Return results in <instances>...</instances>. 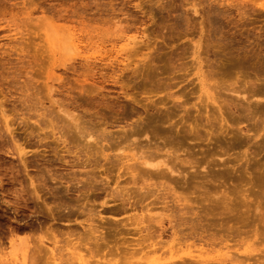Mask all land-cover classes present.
<instances>
[{
    "label": "rangeland",
    "instance_id": "rangeland-1",
    "mask_svg": "<svg viewBox=\"0 0 264 264\" xmlns=\"http://www.w3.org/2000/svg\"><path fill=\"white\" fill-rule=\"evenodd\" d=\"M136 5H141V10L140 8H135ZM195 6L197 7L196 9L200 8L197 14H194L195 12L193 10V7ZM121 9L128 15L127 18L124 17L127 19L126 28H129L130 30L128 33L131 35L134 33L133 36H137V32L138 34L144 32L147 36L146 40L148 41L146 44H143V46L139 45L140 51L131 57V62L133 64L130 69L137 67L138 73L133 75L132 72L128 70L123 74H117V78L118 76L120 78L116 85L111 80H107L108 77L113 74V68L117 65L114 57L122 60V57L119 55L118 57L114 52L110 53L113 55V58L110 59V62L113 61V65L107 66L110 62H107V65H105V62H101V60L107 61L110 58L111 55L106 53L103 55L96 54L92 57H97L99 58L98 60H91L89 61L90 63L88 61L86 62L82 58L90 56L92 52H89L88 55L84 54L81 55V57L73 56V58L76 59V62L73 63L74 66L71 67L68 64V68H63L62 64L64 60L71 57L69 56L71 53L65 49V41H63L64 46L61 48V52H59L57 62H55L56 60L50 52L48 55L49 57H52V60L51 58L48 59L49 57L47 58L48 55L46 56L48 51L43 50L45 54L42 56L41 51V53L37 52L40 48L35 49L32 44L30 45L28 43V41L22 43L23 47L27 46L26 48L29 50L23 55L27 57V54H30H28L30 59L28 56L23 62H26V65L29 63V65L32 66V77L40 84L41 88L46 80L44 74L49 67L48 64L52 66L55 76L62 77V82L59 81L54 83V86L57 89L53 95L55 94L54 97L59 99L58 101H60V105L68 106L69 110L74 109L72 110L75 111L74 115L82 117V126L96 131L106 129V132H111L116 135L123 130V128L129 129V127H133V125L136 127L137 122L138 125L141 124L142 122L140 121H142V118L143 120L145 118V120H148L153 116H166L171 114V124L175 125V131L172 136L167 135L166 137L165 135V137H163L158 143L162 144V142L167 139L168 141L173 142L175 148H181V159L190 158L195 162H200L206 167L205 170L203 168L188 170L187 178H178L179 180L177 179L176 181L178 183L172 182L170 184L168 182L170 184L168 187H172L173 191L169 196L167 195L170 197V200L168 199L169 202L172 201L171 197L176 200L177 197L187 199L189 203H192V205H188L198 211L197 213L196 211L193 213L195 216L190 214V217H196V222L198 219L200 221L202 219V223L198 221L200 224H163L164 229H166L163 233L158 227L159 224H157L156 227L155 225L152 227L153 224H150L151 227L149 224H145L147 225L146 227L151 229L150 232L154 236L148 241L149 244L146 242L145 246H150V242L153 244H159L155 248L158 249L156 252H153L152 249H149L152 250V252H149L147 249L145 251L144 248L142 253L139 251L136 252L137 254L134 256L131 254L123 256L126 254H123L124 249L122 248L121 250L120 248L121 251L119 252L122 253V255L119 254V252L116 254L115 251L112 250V253L115 254L108 258L113 259L117 264H148L160 258L162 261H155L154 264H166L169 261L170 250H172L174 255H177V252L179 253V258L189 260L188 262H193V260L188 259L184 250L186 249L185 245L193 246L194 244V248L192 246V248L190 247L194 256L198 255V252H202L203 254L209 252V254H206L208 256L205 255L207 259L203 257L205 260H208V264H222L224 259H229V264H260L259 262L264 264V133H261L258 139L252 140L248 144L247 138L253 136L254 132L238 135L236 130L237 127L234 128L233 126V129L231 127L233 124L230 121L231 119H236L237 116H240L237 120L239 122L242 121L240 122L241 124L239 123V126L236 124L238 126L237 129L240 128L247 130L246 127H251L256 121L259 122L260 119L264 118V115L262 114L264 111V100L253 99L252 102L255 101L253 103L255 111L253 112L254 108H251L252 110L250 109V111H246L244 108L246 103L237 100L236 97L230 93H224L223 96L227 98L228 101L232 100V105L223 109V113H225L224 116L229 121V124L225 125L221 124L219 119L218 122H214L212 117V106L209 108V115H207L205 111H202L200 106L193 107V105L198 104V101L195 99L196 96L192 95L194 91L197 92V81L194 76L195 58L193 56V45L194 42L199 40L202 41L199 51L202 60H204V66L206 65L204 69L207 70V63L210 62V65L208 64V66L211 67L212 73L215 76V81H217L220 86L228 89L245 88L249 92L253 90L264 91V0H0V62H5L3 66L4 68L1 71L3 76H0V87L3 85L0 89V104H2L3 109L7 111L11 126L14 129H17L15 130L17 139L20 138V143L25 142V147H28L27 151H31L32 154L40 153V155L49 156L47 153L49 150L47 148L33 146L32 143L34 141L31 143L29 142V137L27 136H29L33 122H31L32 124L30 123V127H26L20 125V121H13L16 117L13 115L11 109L15 104L14 99L18 97L15 88L21 84L19 83V79L21 82L22 80L24 81L26 77L22 74V70L24 71V69H21L22 67L20 66L19 68L21 71L18 69V62L20 63L22 61H16L17 57L14 56V49L16 48L19 51L20 46L16 45L17 41L12 40V29H9V26H7L3 18H10L15 15H18L19 17V15L23 13L30 12L33 14L32 19L38 21V18H43L39 20L40 23L44 19L47 20V22L43 21V24L41 23L43 30L55 26V30L53 31L56 33L60 32L62 26H64L62 29H65L66 27L68 28L71 25L72 27H80L81 25L79 23L82 24L83 22H85L84 24H86V22L89 25L93 24L94 26H92H96L95 28H97V26L100 28L101 25L104 24V21L108 20L107 18L109 15H112L114 11H117V14H120L118 12ZM207 16H210V18L208 19ZM186 17L189 19L187 20ZM21 18L24 19L25 17H19V19ZM66 18L70 19L67 20ZM72 19H74V22H71ZM206 20H208V22H206ZM40 23L34 24L29 22L28 26H26L27 23L26 25H21L23 23H19V26L24 29L36 31L34 26H41ZM101 28H103V25ZM69 29H71V27H69ZM103 30H106V27H104ZM201 31H203L202 34ZM84 35L87 34L85 33ZM59 36L64 40L62 33ZM107 38H112V43L116 42L118 45L124 44V41H119L120 37H116L118 40L113 39L114 37L112 36L110 38L108 36ZM7 41L13 42L7 43ZM4 43L6 44L4 45ZM106 46L110 48L111 44H107ZM148 47L149 49H147ZM9 48L11 50H9ZM1 50H7L8 52L3 51L2 53L4 54L2 55ZM35 51L38 54H36ZM64 53H67V55ZM31 54H33V56ZM35 56L36 58H34ZM38 56H41V62L40 57ZM34 60H39V63L37 61L36 63H41V65H36ZM61 60L63 62L59 64ZM6 63H8V65ZM87 63L90 65L88 66ZM9 64L11 65L9 66ZM14 64L17 65V67ZM85 64H87V66ZM90 66L92 67L87 69V67L89 68ZM15 71L16 73L20 71V75L17 74L16 77V75L13 74ZM38 72L40 73L39 75H42L43 77L39 75L37 76ZM13 77L16 78L14 79ZM33 78L31 79L34 80ZM35 81L33 82L36 83ZM191 81H194V84H191ZM50 83L52 84L51 81ZM82 86L85 87V90H82ZM96 86H101L103 89L97 90ZM124 92L127 97L124 95ZM171 94L180 97L181 100L179 102H188L186 109L188 111L187 114L186 110L175 109L174 101L169 98V95ZM45 103L47 106L51 107L50 109H53L56 114V106H52L48 101H45ZM258 103L261 104L259 105ZM257 107L259 110L261 109L260 111L262 113L259 112ZM227 109L230 111H227ZM231 111L236 117L230 115L232 114L230 113ZM248 112H253L254 114ZM256 112L259 113L256 114ZM245 114H247L246 116L249 118H253L254 116L252 115H255L256 121L253 120L252 122H248L247 119H245ZM248 114L251 115L249 116ZM58 117L62 123H65V125H67V122V126L72 125L69 123L70 120L68 118H64V116L62 118V114H58ZM139 117L142 118L140 119ZM61 118L64 119V121ZM138 118L140 119L139 121ZM244 119L247 122H245ZM66 120L69 121L65 122ZM145 120L144 122H146ZM238 121L236 122L238 123ZM1 122L2 121H0V131L4 132L5 127L3 126V122ZM166 126H169V124ZM222 131H224V133L221 134L220 132ZM215 134L218 135V137H216ZM142 142L146 143L147 140L142 138ZM1 146L2 143L0 142V260L2 264L4 263V260L10 264L13 263V261L22 258L24 252L22 242L27 237H32V234L34 233H31L30 236L29 231L23 232L24 234L14 231L17 224H14V219L12 217L13 211H10L9 209L17 203L16 197L22 192V189L24 190V197H32L34 192L32 190L33 188L30 186L31 182L29 176L34 178V181L36 182V177L39 176L37 174L45 168L44 165L46 164H43L44 162L40 159L39 164H43L42 166L37 165L39 167L36 168L30 166L29 171L25 173V171L23 172V168L18 159H15V163H11L9 157L2 155L4 149L1 148ZM233 147L235 150H232ZM10 148L13 149L11 144ZM219 157L222 158V161L225 160L227 162L225 167L221 165V159ZM49 158L52 157L49 156ZM13 167L16 168L13 169ZM103 169H106V165L104 168H99V170L95 172L97 179L101 181L105 180L103 178L108 177L110 186L115 187L117 171H114L110 174L111 176H109L108 173L104 174ZM80 172H82L80 173L81 175L77 172V176L84 184L86 181V178L84 177L85 175L83 174L84 171ZM123 179L120 180L122 181L121 186L126 183ZM168 183L166 182V186ZM57 185L60 186L59 184ZM174 191L175 193H173ZM41 195H43V193ZM216 196L217 199L218 197L223 199V201H221L219 198L220 202L217 200L218 205L215 203ZM43 198H45V196ZM93 198H95L94 195L92 196V199ZM104 199L105 194L101 193L97 199L96 208L99 214H103V217L110 218L111 214L104 211V208L101 207V203ZM224 199L226 201H224ZM176 203L175 210H177V207L182 208V203H180L181 207L178 206V202ZM176 203L169 204L172 210L174 208L173 205ZM220 203L223 204L220 205ZM163 207L164 206L161 204L156 205L153 208L151 207L152 210L149 213H145V211L142 212L140 209L137 211H129L114 216V219L117 218L116 220H119L118 218H120V221L125 222L129 218L138 215H148L155 218L163 212L166 213L162 209ZM199 209H201L202 214ZM203 209V212L206 215H203ZM209 209L211 211L214 210V213L210 212ZM142 213H145L146 215ZM170 213L171 211L166 213V215ZM197 214H199V217ZM207 215L208 220L211 222L206 220L207 218L205 216ZM187 217L189 218V216ZM209 217L211 218L209 219ZM204 218L209 223L215 224H209ZM215 218L217 223L213 221ZM221 222H223V224ZM20 225L23 226L24 224ZM28 225H32L31 227L33 228L37 227V224ZM57 225L56 227L61 229V231L65 229L63 232L67 231V228L70 230L73 227H77L81 230L79 227L80 224H77V226H75L76 224H71L68 227L62 224ZM59 225H62L61 228ZM105 225L108 227V224H104V226ZM123 225L124 224H121V227ZM128 225L131 226H129L130 228L127 227L128 231H130V229L133 230V227H136L138 224ZM185 225H194V227L191 228ZM195 227L198 228L200 234L202 231V234L205 235L203 236L207 238H204L203 240L202 235H200L197 230L195 231V229H197ZM199 227H202V230H200ZM185 228L189 229L183 231ZM203 228H209V230H211L210 235L207 233L208 236H206V232H209V230L206 229V231ZM229 229H232L233 232ZM132 230L131 232L125 233L126 230L124 231L123 229V232L126 235L122 234L124 237L119 235V237L121 236L120 240L122 241H120L118 237H114L119 240L120 244L125 242L122 238H125L126 241H134L133 245L135 246L137 242L142 239V236H145L146 234L143 233L140 235L137 232H134L133 234ZM156 230L157 232H155ZM203 230L206 232L203 233ZM192 231L193 234H195L194 232H198V235L200 236L197 235V237H193V235H191L192 233L190 234ZM228 231L229 233H227ZM230 232L235 235H231ZM157 233L162 235H159L158 237ZM211 233H217L216 237L215 234L213 235ZM37 235L39 234H34L35 238H38ZM222 235L228 236V238L223 237V239L227 241L222 242ZM133 236L135 237L133 238L134 240H132ZM212 236L213 238H210ZM229 236L232 238L235 237L230 239ZM200 237L201 239H199ZM214 237L218 240L220 238V241L216 242L215 240L217 239ZM112 238L113 236H111V239ZM115 238L111 240L109 237L112 241L113 247H120L121 245ZM186 240L188 242H185ZM11 241L16 242L14 246L11 245ZM113 241H115L116 246ZM205 241H207V245L202 247L205 244ZM33 243L34 242H32V244ZM44 243L45 247H53L48 240ZM128 243L130 242H127L126 244ZM208 243H211L210 245L213 246H209ZM112 244L110 248H108L109 251L111 250ZM242 244L243 247H241ZM70 245L71 244L64 241L56 245V247L61 250V254L65 259H71L68 254L74 252L71 248L72 245ZM201 247L207 249V251L203 250L205 253L199 251ZM108 249L106 250L108 251ZM244 250L251 252L254 251L252 253L253 257H247V254L244 255ZM79 252L86 258V261L89 262V264L103 262L100 257L91 258L84 249ZM226 253L235 256V258H238V261L230 262V257L228 256L229 258H226ZM178 256L173 261L178 263V260H180ZM72 260L73 259H71V261ZM257 260H259V262H257ZM73 263L80 264L76 260ZM180 263L182 264V260H180ZM41 264L53 263L48 259H44Z\"/></svg>",
    "mask_w": 264,
    "mask_h": 264
},
{
    "label": "bare ground",
    "instance_id": "bare-ground-1",
    "mask_svg": "<svg viewBox=\"0 0 264 264\" xmlns=\"http://www.w3.org/2000/svg\"><path fill=\"white\" fill-rule=\"evenodd\" d=\"M135 8L137 9L140 8L141 10L142 7L141 5H138V6L136 5ZM193 8L195 12L194 14H197L200 8L196 9L197 8L196 6ZM123 12L124 11L121 9L118 12L120 14H117V11H114L112 15H109V17L107 18L108 20L104 21V24H102L103 28L106 27V30H103V28H101L102 25L100 28L99 26L95 28L96 26L93 27L94 26L93 24H92L93 26L87 24V22L86 24H84L85 22L82 21L83 23L82 24L79 23L81 26L80 27L77 26L78 28L72 27V25L71 26L68 25L69 27H71V29H69V27L68 28L66 27L67 29L66 28L62 29V27H64L62 26L60 32H56V33L53 31L55 30L54 29L55 26L52 28L43 30L41 23L43 21L47 22V20L44 19L40 23L39 20L43 18H40V19L38 18V21L35 19H32L33 14L30 12L19 15V17L24 16L26 19L25 18L19 19L18 15L11 16L10 18H6V17L3 18L7 26H9V29H12L11 30V33H13L12 40L17 41L16 45L20 46L19 47L20 52L16 48L14 49V53H15L14 56L17 57L16 61H22L20 63L18 62L19 64L18 69H20L19 66L22 67L21 69H24V71L22 70L23 73L22 72L21 73L24 74V77H26L24 81L22 80L23 82L22 81L20 82V79H19V83L21 84L18 86L20 87L17 86L15 88V92L17 93L18 97L14 99L15 104H14V107L11 109L13 112V115L16 117L14 118L13 121L15 122L20 121V125H24L26 127H30V125L32 124L31 122H33L32 129L29 132V136H27L29 137L28 138L29 142L31 143L32 141H34L32 143L33 146L47 148L49 150L47 151L48 155L52 157V158H49V156L40 155V153L32 154L31 151H27L28 147L27 148L25 147V142L20 143L21 141L20 138L17 139L15 135V130L17 129H14L11 126V121H9L8 119L9 116L7 115V111H5L3 109V105L0 104V121L3 122V126L5 127L4 132L0 131V142L2 143L1 148L4 149L2 151V155L9 157V160L11 161V163H15L16 162L15 159H18L23 168L22 170L23 172L25 171V173L29 171L30 166H33L34 168L39 167L37 165H41L39 164L40 159L44 162V163L43 162L41 163L47 165V166L44 165L45 168L42 171H40V168H39L40 173L37 174L39 176L36 177L37 183L34 181L35 180L34 178L29 176L30 182H31L30 186L33 188L32 190L34 192L33 193L34 196L32 195V197H35V198L24 197L23 195L24 190L22 189L21 190L22 192H20L22 194L19 193V195H17L16 197L17 203L15 202L16 204L13 207H11V209H9L10 211H13L12 217L14 219V224H17L14 231H17L18 233L21 232V234L23 232L29 231V235L31 233L39 234L37 235L38 238H35L36 235L34 236V234H32L33 235L32 237H27L26 239L23 240L22 246H23L24 252L22 254V258L20 260L13 261V263H10V264H41L44 259L50 260L53 264H75L73 263L75 260L79 262L80 264H89V262L86 261V258L82 256L79 252L82 249L86 250L87 254L91 258L100 257V259L103 260V262H97L96 264H117L116 261L108 257L114 255L115 253L117 254L119 251L122 250V248L124 249L123 254L124 253L126 254L123 256H127V254H131L132 256H134L135 254H137L136 252H139V251L140 253H142L144 248H145V251L147 249L149 252L150 251L152 252V250L153 252H156L158 250L155 248L159 244H153L150 242V246L148 245L147 247L145 246L146 242H148L154 237L152 233L150 232L151 229L146 227L147 225L145 224H149V226L150 224L151 225L153 224L152 227H154V225L156 227V225L159 224L158 227L159 229H161L160 231H162L163 233V231L166 230L164 229L163 224H170V225L171 224H200L203 222L201 218L200 219L202 222L198 219V221L200 222L198 223V221L196 222L195 220L196 217H193L194 219L190 217L191 216L190 214H193L196 211V209L194 210L193 207L188 205V204L192 205V203H189L187 199L185 198L182 199L180 197H177V200H178L177 201L175 198L173 199L171 197L172 201L169 202L170 197L168 196L173 191V188L168 187V185H170L172 182L178 183L176 182L178 178L179 179L187 178L188 170H193L195 168H203L205 170L206 168L200 162H195L191 160L190 158L181 159L180 157L181 148L180 147L175 148L173 145V142L168 141L166 139L165 141L162 142V144L158 143L160 140H162L163 137H165V135L166 137L167 135L172 136L175 131V125L171 124V121H172L171 114L166 115V116H163V115L153 116V117H150L148 120H145L146 118L144 117L145 118L144 120L146 122H144L142 117H139L140 119L142 118V121H140L142 122L141 124L138 125V122L136 121L137 122L136 127H134L133 125V127H129V129L123 128V130H121L116 135L112 134L111 132H106V129L102 131L88 129L81 125V122L83 119L82 117H79L78 115H74L75 111H72L74 109L69 110L68 106L66 107L65 105H60V101H58L59 99L54 97L55 94L53 95V93H55V90L57 89L55 88L54 83L61 81L62 77L55 76L52 66L48 64L49 67L47 68V71L45 72V74L43 73L45 75L44 77L46 80L41 88L40 84L37 83L35 79L32 77V71H33L32 66L29 65V63L28 65H26L25 64L26 62L25 63L23 62L30 55L29 53H28L29 55L27 54V57L23 55L25 54L26 51H29L27 50L28 48H26L27 46H24L25 47L24 48L22 44L27 41L30 45L32 44L35 49L40 48L39 50H37V52L39 53L42 52L41 53L42 56L43 54H45L43 50L48 51L46 53V56L48 55L49 52L53 54V58L56 60L55 62H57V58H58L59 52H61L60 51L61 48L64 45H66L65 49L68 50L69 53H71L72 55L69 54V56L71 57H68L67 59H65L64 62L62 60L59 62V64L63 62L62 64L63 68H68L67 66L68 64L71 67L74 66L73 63L76 62V59L73 58V56L81 57V55H84V54L88 55L89 52H92L90 56H85L82 58L86 62L87 61L89 62L91 60L99 59L97 57H92L96 54L103 55L105 53L110 54L114 52L117 56L119 55L120 57H122L121 58L122 60H120L119 58L118 60L117 57H114L117 65L115 66V68H113V74L110 77H108L107 80H111L116 85L118 84L119 78H120L119 76L117 78V74L119 73L123 74L124 72L128 70L132 72L133 75H136V73H138L137 67L130 69L133 64L131 62V57L132 55L140 51L139 45L143 46V44H146V42L148 41L146 40L147 36L145 35L144 32H140L139 34L138 32L137 34L135 33L137 36L135 35L133 36L134 33L132 35L128 33L130 31L129 28H126L127 26L126 18L128 15L127 13L125 12L123 13ZM207 18L209 19L210 16H207ZM66 19L68 20L70 18H66ZM73 20L74 19H72L71 22ZM29 22L34 23V24L40 23L41 26H34L36 31L24 29L21 26H19V23L20 24L23 23L21 25H26L27 23L26 26H28ZM206 22H208V20H206ZM73 26H76V25H73ZM202 32L203 31H201V34ZM61 33L64 36V40H62L59 36ZM85 33L87 35H84ZM108 36L109 38L111 36L114 37L113 39H116V37L117 38L120 37L119 41H124L123 42L124 44L118 45L116 44V42L112 43L111 42L112 38L108 39L107 38ZM8 41L7 43L13 42V41L8 42ZM63 41H65L64 45H63ZM201 43L202 41L199 40L197 42H194V45H193V56L195 58L194 76L196 77V81H197V88H196L197 92L194 91L192 95L193 96L195 95L196 96L195 99L196 101H198V104L193 105V107L200 106L201 110L205 111L206 114L209 115V108L212 106L213 107L212 117H213L214 122H218V119H219L221 124L228 125L229 121L224 116L225 113H223L224 112L223 109L225 107L226 108L229 107V105L231 106L232 100L228 101V99L225 98L223 95L224 93L226 94L230 93L234 95L237 100L243 101L244 103H246L244 107L246 111H250L251 108L252 109L254 108L253 110L254 112L255 106L253 107L254 105L253 103L255 101L252 102V100L253 99L264 100V91L263 90H253L249 92L245 88L244 89L242 88L241 89L240 88L239 89H235V88L228 89V88H223L222 86H220L217 83V81H215V76L212 73L211 67L208 66L210 62L207 63V67H208L207 70L204 69L206 65L204 66V60H202L200 51H199L201 48ZM5 44L6 43H4V45ZM107 44H111L110 48L106 46ZM10 48L9 50H11ZM147 49H149V47ZM3 51L8 52L7 50H3ZM3 51L1 50V53ZM37 52L36 54H38ZM3 54L4 53H2V55ZM64 54L67 55V53H64ZM31 55L33 56V54ZM38 57H40V62H41L42 60L41 56H38ZM48 57L49 55L47 56V58ZM34 58H36V56ZM50 58L52 60L51 56L48 59ZM112 58H113V55H111L107 61L101 60V58L100 60L103 63L105 62V65H107L106 63L110 62V59ZM29 59H30V56H29ZM36 61L37 60H34L35 63ZM4 63L0 62V76H3L1 71L4 68L3 67ZM38 63H36V65ZM6 64L8 65V63ZM87 64L85 65L87 66ZM113 64L114 63L112 61L107 66L113 65ZM10 65L11 64H9V66ZM38 65H41V63ZM89 65L90 64H88V66ZM15 66L17 67V65ZM57 66H60V65H57ZM94 66L97 67L96 65ZM91 67L92 66H90L89 68L87 67V69H90ZM20 71L17 73L16 71L12 73L16 75L17 77V74L20 75L19 74ZM39 74L40 73L38 72L37 76ZM39 76H42V75H39ZM102 76L104 77L103 74ZM16 77H13V78L15 79ZM31 78H33L34 80H32ZM33 81H35L36 83H34ZM50 81L52 82V84L50 83ZM191 84H194V81H191ZM2 86L0 87V89L2 88ZM84 88L85 87L82 86V90ZM96 89L101 90L103 89V87L96 86ZM124 95H126L125 92H124ZM169 98H171L174 101V107L176 110H186L187 109L188 102H184V101L179 102L181 100L180 97H176L174 94H171L169 95ZM45 101H48L54 107L56 106V109H55V112L57 110L56 114L54 113L53 109L52 110L50 109L51 107L46 105ZM260 110L259 112H261ZM227 111H230V110L227 109ZM187 112L188 111L186 110V114ZM253 112H248V113H253ZM259 112H256V114ZM57 113L59 115L62 114V118L63 116L64 118L65 117L68 118L70 121L66 120L65 122L69 121V123L72 125L67 126L68 122H67V125H65L64 122L63 124L59 118L60 116L58 117ZM230 113H232V111ZM233 114L234 113L230 115H233ZM262 114L264 115V111ZM246 115L247 114H245V116ZM248 115L250 116L251 114H248ZM233 116L236 117L235 115ZM252 116L254 117L249 118L246 116L245 119H247L248 122H252L253 120H255V115H252ZM239 117L237 116L236 119L233 118L230 120L231 123L233 124L231 126L232 128L233 126L234 128L235 127L238 128V126L241 124L240 122L242 120L240 122L237 120V118L239 119ZM139 118H138V121L140 120ZM62 120L64 121V119ZM236 121H238V123ZM259 122L256 121L255 124L251 126L252 128L246 127L247 130L236 128L237 134L242 135L243 133L249 134L251 132H254L253 136H249L247 138L248 140L247 142L249 144L252 140L258 139L261 133H264V118L260 119ZM167 124H169V126H166ZM220 133L222 134L224 133V131ZM216 134L215 136L218 137L219 133L218 135ZM142 138L146 139L147 142L143 143ZM10 144L11 146H13V149L10 148ZM235 148L233 147L232 150H235ZM223 154H226V153H223ZM219 158L221 159V165L225 167L227 162L225 160L222 161L221 157ZM105 165H106V169L105 170L103 169L104 171L102 170L104 174L108 173V175L111 176L110 174H112L114 171H117L115 187L110 186V181L108 177L103 178L105 180H101V181H99L96 177L95 172H97L99 168L100 169L104 168ZM14 168L16 167H13V169ZM79 170L84 171L83 174L85 175L84 177L86 178L85 179L86 181L84 184L82 180L79 179L77 176L78 175L77 172L79 173V175H81L80 173H82ZM121 179H123V181L126 182L125 185L123 186H121V183H122V181H120ZM166 182L167 183L169 182L170 184L168 183L166 186ZM57 184H59L60 186H58ZM0 186H1V181H0ZM42 193L43 195H41ZM101 193L105 194V199L101 203V207L104 208L103 209L104 211H107L108 213L111 214L110 218L103 217V214H99L97 211V208H96L97 199L99 198ZM173 193H175V191ZM93 195L95 196V198L92 199ZM44 196L45 198H43ZM219 198L220 197H218L217 199V196H216V202H215L216 205H218L217 204L218 201L220 202L221 198L220 199ZM225 199L224 201H226ZM221 201H223V199H221ZM174 202L175 203L178 202L179 203L178 206H180V203H182L183 204V205L181 204L182 208L177 207V210H175L176 209L175 206L177 205L176 203L175 205H173L174 208L172 207L173 208L172 210L169 204H172V203L174 204ZM159 204L164 206L162 209L166 213H169L170 211L171 213L166 215V213L163 212L162 214H159V216H156L157 218L156 217L152 218L148 215H147L148 217L144 215H138L136 217L129 218L125 222L120 221V218H118L119 220H116L117 218L114 219L115 218L114 216L116 215L127 213L129 211H137L139 209L142 212L145 211V213L146 212L149 213L154 206L159 205ZM222 204L220 203V205ZM201 209H199L200 213H201ZM203 211L204 209L202 210V212ZM209 211L213 212L214 210L211 211L209 209ZM197 212L198 211H196V213ZM145 213H142V214H145ZM205 213H206V209H205ZM199 214H197L198 217H199ZM193 215L195 216V214ZM203 215H206V214H204L203 212ZM187 216H189V218ZM205 217L207 218L208 215ZM210 218L211 217H209V219ZM206 220H208V218ZM215 220L216 218L213 219V221ZM215 222L217 223V221ZM221 223L223 224V222ZM20 224H24V225L21 226ZM28 224H37V227L33 228L31 227L32 225L29 226ZM55 224L56 225L62 224L67 227L71 224H76L75 226H77V224L78 225L80 224L79 227L81 228V230L78 229L77 227L75 228L73 227L74 229L72 228L69 230L67 228V231L63 232L65 229L64 230L62 229L63 231H61V229L57 228ZM104 224H108V227H106L107 225L104 226ZM121 224H124V225L121 227ZM128 224H138V225H136L137 228L133 227L134 231L132 229L128 231L127 227L128 228L131 227ZM209 224H215V223H209ZM225 224H229V223H225ZM61 226L59 225L60 228ZM185 226H188L191 228L194 227V225L193 226L185 225ZM202 227H199L200 230H202ZM123 229L124 231L125 230L127 231V232L125 231V233L131 232V230L133 234L134 232H137L140 235L145 233L146 235L145 234L144 235L146 237L142 236V239L139 242L136 241L137 244L135 246L133 245L134 241L132 242L126 241L125 238H122L123 241H125L126 243L127 242H130V243L126 244L125 242H123L122 244H120L119 243L120 237L123 235H126L123 232ZM188 229L185 228V230L183 231H186ZM206 229L209 230V228H205L204 230ZM196 230L200 234V231L198 230V228L195 229V231ZM204 230H203V233L207 231V230L206 231ZM229 230L233 232L232 229H229ZM193 231L190 232V234L192 233L191 235H193V237H197L198 232H194L195 234H193ZM155 232H157V230ZM210 232L211 230H209V232H206V236H208L207 233H209L210 235ZM236 232L239 233L238 231ZM227 233H229V231ZM211 234L214 235L215 233H211ZM216 234H215V237H216ZM230 234L235 235L231 232ZM119 235L121 236L119 237ZM159 235L161 236L162 234L159 233L158 237ZM185 235H188V234H185ZM200 235H202V239L204 240L205 235L202 234V231ZM226 235L221 236L222 242L227 241L223 239V237L228 238V236ZM111 236H113V238L118 237L119 240H117V238L115 239L121 245V246L119 245L120 247L115 245V241L113 242L116 247H113V244L111 241L113 240V238L111 239ZM127 236H130V235H127ZM134 236L132 237V240H134L133 239L135 238ZM109 237L111 240L109 239ZM210 238H213V236ZM229 238L233 239L231 236H229ZM199 239H201V237ZM46 240L50 241V243L53 245L52 248L48 246L45 247L44 242ZM63 241L72 245L70 246L74 250V252L68 255L74 261L73 260L71 261V259H67V258L65 259V257L61 254V250H59V248L56 247V245H58L60 242H63ZM215 241L216 242L220 241V238L219 240L217 239ZM32 242L34 243L32 244ZM185 242H188V241L186 240ZM213 242L211 243L214 244L215 242L214 243ZM15 243L16 242L11 241V245L14 246ZM206 243L207 241H205L204 245L202 244L203 245L202 247L207 245ZM111 244H112V247H111V250L109 251L108 248H110ZM147 244H149V242ZM210 244L209 246L212 247L213 245H210ZM191 246L192 245H189V246L185 245L186 249L184 251L188 259L193 260V262L192 261L188 262L189 260H184L183 258L182 259L179 258L178 252H177V255H174L172 253V250H170V257L168 259L169 261L166 264H178V263L181 264L180 260H182V264H208V260H205V258L206 256H208L206 254H209V252L206 254H203L202 252L201 253L198 252L199 254L194 256L193 255L194 253L191 249L194 246V244L192 247ZM202 247L199 251H203V250L207 251V249H204ZM241 247H243V244L241 245ZM106 249H108V251ZM149 249H152V250H149ZM112 250L115 251L114 254L112 253L113 252ZM244 252H245L244 255L247 254V257H250V258L253 257L252 253L254 251L251 252V251L244 250ZM119 254L122 255V253L120 252ZM229 254L230 253H226V256H227L226 258L230 257V262L238 261V258H235V256H232ZM177 256L180 259L178 260L179 261L178 263L176 261H173L175 258H177ZM228 260L229 259H224L222 264H229ZM155 261L160 262L162 261V259L159 258ZM155 261H152V263H148V264H154ZM3 262L5 264H8V262L5 260ZM257 262H259V260H257ZM0 263L2 264L1 260H0ZM259 263L263 264L262 262H259Z\"/></svg>",
    "mask_w": 264,
    "mask_h": 264
}]
</instances>
